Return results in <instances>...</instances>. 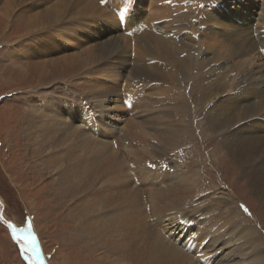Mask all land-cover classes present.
Listing matches in <instances>:
<instances>
[{
    "label": "rangeland",
    "instance_id": "1",
    "mask_svg": "<svg viewBox=\"0 0 264 264\" xmlns=\"http://www.w3.org/2000/svg\"><path fill=\"white\" fill-rule=\"evenodd\" d=\"M148 1L153 6L151 11H143L137 7V16L136 18L133 17V21L138 23L144 17L151 18V21H155L157 26L162 27L166 31L167 36H172V34H179L178 24L176 26L175 19L172 16L177 11L184 13L185 8L186 11L190 10V7L194 6L191 5L198 0H178V5L175 4L172 7L165 5L166 0H160L158 7L153 4V2L156 3L158 0ZM199 1L206 2V0ZM219 1H216V3H219ZM235 1L233 0L232 2ZM100 2L101 0H0V264H107L106 260L110 259L109 253L106 254V252L104 253V251L95 247L93 239L77 237L79 233L78 222L70 219L69 215L70 211L77 207L76 201L71 199L65 204L59 202L52 187L55 181L53 171L48 173L47 170L40 171L38 169L36 161L40 159V154H33L37 145H33L34 142L31 141L33 138L27 137L28 133H25L27 125L37 120L36 114L44 112L45 106L54 108L53 105L58 99L67 102L68 105L70 104L69 106L75 111L78 110V105L83 104L82 112L83 110L87 111V103L89 105L94 103L93 105L97 107L92 108H94L98 116H89L88 119L92 121V124H99L101 132L99 138L89 135L86 129H84L85 133L91 139L94 138L104 143L100 146L103 153L106 154L111 149L118 152L125 166V159L129 156L127 152L138 151V154L135 153L137 155L134 154L135 157L140 155L139 158H142L141 152L144 149L145 141L150 142L152 147L157 149L153 148L148 155L150 156L148 158L150 159V164H144L145 160L142 159L140 160L142 162H139L142 165L139 167L150 169L152 166L158 173H162V176L159 175L157 177L156 182L161 179L160 182H162L163 186L180 179L184 172L186 173L188 169L191 171L192 167H194L198 171V189L196 190L197 192L188 197L193 198L196 194L197 204L194 201L191 203L194 210L192 214L189 213V217H185L189 222L196 223V227L191 226L194 230L196 229L195 231L193 230L194 233H198L201 228L198 229V223L204 220L202 223L207 225V223L214 222L216 219H213L211 215L204 217L202 214H195L198 206L205 204L211 198L213 200V197L225 200V202L230 198L231 201L229 203L233 202L236 204H233V210L238 214V224L252 227V229L257 231L253 248L260 249L261 255L264 256V200L256 190V186L253 185L249 174L252 168L249 166L245 167L244 162L237 158L239 148L237 142L239 139L243 140L245 138V129H247L246 125H244V120L239 119L242 116L243 107L248 105V103L255 106L261 101L262 103L264 102L261 100L262 97L258 98L257 95V93L263 95L264 91V88L261 87V85L264 86V84H261L264 80V52L262 55L255 54L253 56L254 58H259L260 61L255 64L252 63L251 66L243 67V69L240 65H242L245 57L226 60L228 62L221 60L217 63L210 62L215 58L214 54L223 53L224 50L225 52L227 51L222 46L225 33H222L223 35H210L206 32V35H204L205 26L197 25L198 29L196 31L192 29L185 33L186 29L185 31L180 29L181 35L176 36L175 39L177 38L176 40L181 45L184 43L193 48V52L190 55L194 59L202 62L207 58V62L203 65L211 63V70L214 73H210H212V80L215 79V84H212L211 87L217 86L218 88L211 90L205 96L203 89L192 76L185 73L178 77L173 71L168 75L170 79L166 76L168 83L165 84L163 82L160 84L158 82L153 83L145 80V78L142 80L135 76H142L145 72H138L136 64L141 63L146 66L155 62L147 59L148 56H143L145 55L144 49L142 50L143 53H137L136 49L138 46H133L131 52L125 49V52L129 54L125 52L111 54L112 52L110 51L105 54L104 58H98L101 55L100 47L97 48L99 45L105 43L109 38H119L124 36V34L127 35L125 30H121L119 22L114 18L117 12L115 3H112V0H105L104 3ZM257 2H260L259 5L264 8L263 0H257ZM181 4L183 6L189 4L190 6L183 7ZM255 6L253 11L257 12L253 13V17L256 20H253L252 23L256 25L257 22H260L262 25L264 24V20H262L264 14H260V10H257L258 8ZM54 8H56L57 14H61L60 20L36 31L34 34L31 33L30 31H33L31 28H37V24L34 23L38 22V18L42 17L46 11ZM155 11L159 13L156 16L154 15L156 14ZM209 14L217 18L218 21L213 20L214 24L222 21L220 13L210 12ZM239 18L242 19V17ZM35 20L36 22H34ZM181 26H184V24H180ZM148 27H152L151 23ZM171 28L176 30L171 32ZM256 28L259 29L258 25ZM262 28L264 29V26ZM219 31H222V29ZM161 34H164V31H161ZM190 38L193 39L192 43H190ZM32 41L35 43L50 42L51 44L48 43L45 47L46 52L51 53L48 56L49 58L62 59L63 56L82 55L75 58L73 64L77 65L81 60H87L91 65L74 72L72 75L70 74L63 80L54 82L55 84H51L47 88L36 90L38 87L34 86L36 84L27 83L24 69H17L13 66L15 64L14 60L22 61L23 59L20 57L15 59L17 53L14 51L25 43L31 44L29 47L32 50L33 45H35ZM199 41H202L201 44L198 43ZM208 45L213 48L214 53L209 51ZM197 46L199 49L204 46V49L202 48V54L206 55L203 56L204 59L202 54H199ZM39 54L40 52H38ZM45 57L47 59V56ZM97 59L99 60L97 61ZM224 65L229 67L224 70H228L231 83L233 85L239 83L238 89H245V92H243L244 90L235 92V88L231 89L228 88L227 84H223V76H219L220 72L223 71H219V68H223L222 66ZM224 74L227 75L226 73ZM216 76L220 77L217 81ZM249 77L254 81L258 79V84L246 89V84L244 83H246V78ZM175 80H178V82ZM156 86H159V89ZM161 86H163L164 90ZM131 93L142 95L143 99L141 100H144L143 108L137 115L135 113L139 109V105L138 107L136 105L131 106L128 104L129 99L125 98L124 95ZM161 94L165 96H161ZM134 101L135 99L130 100V102ZM177 105L180 107L176 108ZM65 109H68V107L66 106ZM49 117L53 118L51 115ZM76 118L75 121H69V123H72L73 127L78 129L80 126L78 114H76ZM231 118H234L233 122H236L231 124ZM66 119L67 117H65ZM71 119L73 118L71 117ZM94 119L96 122H94ZM133 119H137L140 122L142 132L140 130L139 132L143 133V136L138 132L136 133L133 128L131 124ZM259 121V117L248 120L252 124V126L248 125V127H252L251 130H253L254 137H264V118L260 123ZM217 122H221V124L218 125ZM258 123L262 127L258 126ZM113 127H115V130ZM169 129L174 130L173 141H176V146L165 148L160 146L155 138L159 135V137H162L172 134ZM143 130L149 133V137L146 136L147 134ZM118 132H121L122 138L119 137L120 134ZM108 138L116 142L114 146L111 145V141H108ZM258 139L262 140V138ZM97 150L98 148H94L91 155H87L86 161L88 164L85 165L84 169L86 172L95 170L99 164L103 169L105 161L99 162L96 160ZM74 156L79 159L81 151L78 150ZM135 157L132 158L135 160ZM105 167L106 165H104ZM186 167L187 171L185 170ZM255 168L256 170L264 169V164L260 162ZM258 174L263 173L259 172ZM118 175L120 177V174ZM132 181L143 193L148 191L149 185L142 180L140 185L139 183L137 184L136 180L132 179ZM122 186L120 181L114 182L113 185H103L99 189L95 185L78 201L81 202L82 198L85 200L88 197L95 200L101 199L104 204L118 206L124 203V198L121 196ZM166 186L162 187V189H166ZM197 193H199V197ZM148 194L150 195V192ZM145 197L142 199L144 205L146 204ZM138 199L140 200V197ZM161 204L164 205V202ZM245 207L248 212L244 211ZM149 209L150 206L147 205L146 211L149 213L150 218L151 210ZM116 211L118 210H113V212ZM166 217L168 221L170 215L167 214ZM29 221H31L32 225L31 231L20 233L30 244L33 243L34 238L35 250L33 251L36 254L25 248L19 242L17 236L14 238L12 234L11 225H14L17 229H27ZM168 223L170 222H166V224ZM176 224L179 226L177 221ZM133 225L135 227V224ZM169 229H161V232L166 237L171 236V242L173 240L179 242L182 235L180 229L176 234ZM220 230H224L225 235L230 232L226 227L218 228L217 230L215 228L213 231L215 235H218ZM212 238L210 236L208 241ZM214 238L216 239L217 237ZM197 239H195L196 243L200 245V239ZM172 243L174 244V242ZM180 245L182 246L183 243ZM203 250L205 257L215 255L213 251L206 250V248H203ZM222 253L221 251L220 257L223 256ZM25 256L28 259H25ZM191 258L194 259L192 255ZM111 259L112 262H115L117 257H111ZM215 263L217 264L218 261L216 260ZM118 264H128V262L119 261Z\"/></svg>",
    "mask_w": 264,
    "mask_h": 264
},
{
    "label": "bare ground",
    "instance_id": "2",
    "mask_svg": "<svg viewBox=\"0 0 264 264\" xmlns=\"http://www.w3.org/2000/svg\"><path fill=\"white\" fill-rule=\"evenodd\" d=\"M112 1V3H115V10L117 11L116 13L119 12L121 16H124L123 19H125V25H121V22L119 21L117 15L114 16L117 22H119L118 24L120 25L121 30H125V32H132V30L134 29L133 31L136 32V34L133 37H129L124 34V36H121L119 38H109L105 43L97 47H100L101 51V55L98 58H104V56H106L105 54L110 51L112 52L111 54L125 52V49L130 50L131 52V48L133 46H138V48L136 49L137 53L142 52V50L144 49L145 55L143 56H148L147 59H149L150 61L154 60L155 62L146 66L141 63L136 64L138 72H145V74H142V76H135L142 80H144L145 78V80L151 81L153 83L158 82L160 84L163 82V84H165L168 83L166 80L168 79L167 77H169L170 79V76L168 75L171 71H173V73H175L178 77H181L186 73L193 77L197 84L203 89V93L206 96L211 92V90H215L216 88H218L217 86L211 87L212 84H215V79L213 78L214 80H212V73L210 72H213V70H211L212 67L210 66V62L217 63L220 60L228 62L226 60H232L237 57H245L242 65H240V67H242L243 69V67L251 66L252 63L255 64L260 61L259 58H254L253 56L255 54L262 55L264 52L262 51L264 50V29L262 28L264 24L261 25V23L257 21H255L257 22L256 25L252 23L253 20H256L253 17V13L257 12L253 11L254 5H256L255 7L258 8L257 10H260V14H264V8L262 7V5H259L260 2H257V0H236L235 2H232L233 0H220L219 3H216V1L218 0H206V2L198 0L197 2L200 3L194 5L193 7H190V10L188 9V11L184 13L177 11L175 12V15H173L174 17L171 15L172 18L175 19L176 26L178 24L177 29H179V34H172V36H167V34L165 33L166 31L162 27L157 26V23H155V21H151V18L144 17L138 23L133 21V17L136 18L137 16V7L143 11H146L147 9L148 11H151L153 6L152 3H149L148 0L147 5H145L146 0ZM159 2L161 1L158 0L156 3L153 2V4H156V6L158 7L160 5ZM199 4H201L202 6H199ZM55 10L56 8H54L53 10H48L43 14L42 17H39L38 22L34 23L37 24V28H31L33 31L30 32L34 34L36 31L44 29L45 27L58 22L61 18V14H57ZM105 12L108 13L107 11ZM210 12L220 13L222 15V21L220 23L216 22V24H214V21L218 20L216 17H214V15L209 14ZM155 13V16L159 14L156 11ZM239 17H242V19H240ZM262 20H264V17L262 18ZM34 22H36V20ZM150 23L152 27L149 28L148 26ZM180 24H184V26L180 27ZM197 25L205 26L203 31L204 35H206V32H208V34L210 35L225 33V35L222 34V46L224 47L223 49H226L227 51L225 52L224 50L223 53L214 54L215 58L205 65L203 64L207 62V58L202 62L194 59L193 56L190 55L191 52H193V48H190L188 44L183 43L184 45H181V43L176 40L177 38L175 39L176 36L181 35L180 29L184 31L186 29L187 31H185V33H187L188 30L192 29L196 31L198 29ZM257 25L259 29L256 28ZM221 29L222 31L224 30V32L219 31ZM175 30L176 29L172 30L171 28V32ZM161 31H164V34H161ZM257 38L258 40H256ZM144 39H146V41L143 42ZM189 40L191 41L190 43L193 42V39L190 38ZM201 42L199 41L198 43L201 44ZM48 43L50 42L35 43L32 50L31 47H29L31 44L28 45V43H25L14 51L17 53L15 59H17L18 57L23 59L22 61L14 60V63L16 65L13 64V66H15V68L17 69H24V71L26 72L27 83L30 82L32 84H36L34 85L38 86L36 90L47 88L49 85L55 84L54 82L63 80V78L68 77L70 74L72 75L74 72H77L80 69L82 70L84 68H87V66L91 65L87 60H81L79 63H77V65L73 64V60L82 55H75L72 57L63 56L62 59H53V57L49 58L48 56H50L51 53L46 52L45 50V47ZM203 47H201V49H199L198 47L199 54H202ZM208 47L209 51L213 52V48L209 45ZM53 49L55 50V48ZM38 52H40L39 55ZM204 55L205 54H202L203 59ZM45 56H47V59H45ZM98 60L99 59H97V61ZM222 67L223 68H219V71H223L220 72L221 74H219V76H223V84H227L229 86L228 88H235V92H240L243 90V92H245V89H238L239 83L237 85H233L231 83L228 70L225 71L229 67L227 65H224ZM224 73H226L227 75H225ZM216 77L217 81V79L220 77ZM178 80L175 81L178 82ZM245 81L246 83L244 84H246V89L251 86H257L258 84V79L254 81L250 77L246 78ZM219 83L217 84L219 85ZM261 84H264V80ZM156 87L159 89V86ZM261 87L264 88L263 85H261ZM161 88L164 90L163 86H161ZM158 89L156 90L158 91ZM161 92L164 93L163 91ZM127 94L124 95L125 98L129 99L128 104H130L131 106L136 105V107H138L139 105V109L136 110L135 113V115H137V113L141 112V109L143 108L142 106L144 100H141L143 99V97L142 95L140 97V100L142 102L140 100L136 101L137 98L134 102H130V100H134L133 98L136 93L132 96H129ZM162 95L164 94H161V96ZM257 95L258 98L262 97L261 100L264 101V91L263 95H259L258 93ZM87 104V111L83 110L82 112L81 108H83V104L78 105V110L75 111L69 106L70 104L68 105L67 102L58 99L53 105L55 109L51 108L50 106H45L44 112H39L40 114H36L37 120L33 123H29L25 132L28 133L27 137L33 138L31 139V141L34 142L33 145H37V147L34 149L33 154H40V159L36 161V166L38 167V169H40V171L47 170L48 173L53 171L55 181L52 187L54 188V194L58 198L59 202L65 204L68 200L71 199L73 201H76L77 207H74L73 210L68 213L70 215V219L76 220L78 222L79 233L77 234V237L84 239H93V243L98 250H102L104 251V253L106 252V254L109 253L110 259L108 258V260H106L107 264H118L119 261H126L128 262V264H216V260L218 261L217 264H231L233 262L235 264H264V256L261 255L260 249L253 248L257 231L255 229H252V227L238 224V214L233 210V204L235 203H229V201H231L230 198L227 199L228 202H225V200L215 199V197H213V200H211V198L210 200H208V202H205V204L198 206L195 214H202V216L204 217L206 215H211L213 216V219H216L214 222H210L211 224L207 223V225L206 223H202L204 220L198 223V229L200 227L201 228L198 230V233H194L196 229L194 230L193 227H196V223L189 222V220H187L185 217H189V213L192 214L194 210L191 206V203L193 201L196 203V194L193 198H189L188 196L192 195L194 192H197L198 171L194 167H192L193 169L191 171L190 169H188L187 171L186 167L185 170L187 172H184L181 177L179 176L180 179L176 181L172 180L173 182L169 183L168 185L166 184V189L163 190L162 187L165 186H163L162 182H160L161 179L159 178L160 181L156 182L157 177L159 175L162 176V173H158V171L152 166L150 169H146L147 167H139L142 165V163H139L142 162L140 161L142 159L145 160L144 164H150V159H148L150 156L148 155L155 147H152V144L150 142H147L146 140L144 149L141 152L142 158H139L140 155L135 157V155L138 154V151L135 152L133 150V153L131 151H126L127 153H129V156H127L125 159L126 166L118 152H115L111 149L108 150L106 154L103 153L100 146L104 143L94 138L91 139L90 136L88 137L86 135L87 133H89V135L99 138L101 132V126L95 123L92 124V121L88 119L89 116H98L96 115V111L94 110V108H92H96L97 106L93 105L94 103H91V105H89V103ZM66 106L68 107V109H65ZM179 107L177 105L176 108ZM243 108L244 109L241 113L242 116L239 117V119L244 120V125H246L247 129H245V138H243V140L239 139L237 142L239 146L237 151V158L240 161L244 162L245 167L249 166L252 168L249 174L251 175L253 185L256 186V190L260 193L264 200V169L256 170L255 168V166L260 162L261 164H264V137H254V134L252 133L253 130H251L252 127H248V125L252 126V124L248 122L249 119L259 117L260 123L264 118V102L262 103L261 101L255 106L248 103V105L244 106ZM76 114H78V121L80 123V126L78 125V129L73 127L72 123H69V121L71 122L77 119ZM49 115H51L53 118L51 119ZM65 117H67L66 120ZM71 117L73 119H71ZM233 120L234 118L230 119V122H232L231 124L236 122H233ZM94 122H96V120ZM259 123L257 125L262 127V125ZM131 124L136 130V133L138 132L139 134H141V136H143V133L139 132V130L142 132V129H140V122L137 119H133ZM217 124L220 125L221 122H217ZM84 129H86L87 133H85ZM113 129L115 130V127H113ZM169 130L170 132H172V134L167 136L164 135L162 137H159V135V138L154 137L158 141L159 145L165 148L176 146V141H173L174 130ZM143 132L147 134V137H149V133H146L144 130ZM179 136H181V134H179ZM258 138H262V140ZM108 141H111L110 143L113 146L116 143L111 138H108ZM148 143L150 144L148 145ZM94 148H98V150L96 151V160H98L99 162L104 160L106 169L104 168V165L102 169L99 164L95 170L86 172L84 169L85 165L88 164V162L86 161L87 155H91V152L94 151ZM78 150L81 151V157L79 159L74 156ZM130 154L133 155V158L135 157V160H137L135 161L132 157V159L129 158L131 156ZM259 172H262L263 174H258ZM157 173L158 175H156ZM118 174H120L121 178ZM132 179H136V182L137 184L139 183V185L142 181L149 185L147 190L150 192V195L148 194V191L143 193L142 190L137 187V185L135 186ZM111 181H120L122 183L123 186L121 187V189H123V191H121V196H123L122 198H124V203L118 206H113L102 203L103 201L101 199L95 200L88 197L85 200H83L82 198L81 202L78 201L81 197H84L86 192H88L90 188H93V186L96 185V188L99 189L103 185H113L114 182ZM154 187H156L155 189L158 190H155ZM140 191L142 192V197L140 196ZM199 193H197L198 197ZM138 197H140V200L138 199ZM143 197H145L146 200L145 205L142 200ZM162 202H164V205L161 204ZM147 205L150 206L149 210H151L150 218L148 215L149 213H147L146 211ZM113 210L118 211L113 212ZM167 214L170 215L168 219L170 223L168 224H166V222H168L166 220ZM173 214H175V216H173ZM235 219H237V221H235ZM176 221L179 223V226L178 224H176ZM133 224H135V227ZM191 226L193 227L191 228ZM222 227H226V229L230 232L226 233L225 235L224 230H220L219 234L215 235L213 230H215V228L216 230L218 228L222 229ZM166 228H170L169 230L173 231L174 234H176L180 229V233H182V235L180 236V241L176 242L173 240V244L170 241L171 236L166 237L165 234L161 232V229L166 230ZM16 236L19 242L25 248L34 252L32 247H28L30 243L26 241L27 239L24 238L19 231L17 232ZM210 236H212L213 238L205 247H203V244L201 243L203 241H206ZM214 237L217 238L215 239ZM168 238L170 239L168 240ZM197 238L200 239V245L198 246L199 250H203V248H206V250L213 251L215 253V255L212 256L205 257L203 255L205 259L207 258L204 263L201 262L202 259L199 260V263H197L198 261L191 258V254L186 253L189 250L191 252L193 249L196 252L197 243L195 239ZM181 243H183L182 246L180 245ZM221 251L223 252L222 257H220ZM115 256L117 257V259L115 262H112L111 257Z\"/></svg>",
    "mask_w": 264,
    "mask_h": 264
},
{
    "label": "snow or ice",
    "instance_id": "3",
    "mask_svg": "<svg viewBox=\"0 0 264 264\" xmlns=\"http://www.w3.org/2000/svg\"><path fill=\"white\" fill-rule=\"evenodd\" d=\"M104 2H105V0H101V3H104ZM262 51H264V50H262ZM242 207H243V206H242ZM244 211H245V212H248V209L245 207V208H244ZM11 227H12V234H13V237L16 238V234H17L18 231H19V232H30V231H31V227H32V225H31V221H29V224H28V228H27V229H17L14 225H11ZM28 247H32L33 250H35L34 238H33V243L30 244V245H28ZM37 255H38V253H37ZM25 259H28V257L25 256Z\"/></svg>",
    "mask_w": 264,
    "mask_h": 264
},
{
    "label": "flooded vegetation",
    "instance_id": "4",
    "mask_svg": "<svg viewBox=\"0 0 264 264\" xmlns=\"http://www.w3.org/2000/svg\"><path fill=\"white\" fill-rule=\"evenodd\" d=\"M145 5H147V1L145 2Z\"/></svg>",
    "mask_w": 264,
    "mask_h": 264
}]
</instances>
